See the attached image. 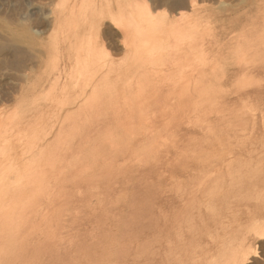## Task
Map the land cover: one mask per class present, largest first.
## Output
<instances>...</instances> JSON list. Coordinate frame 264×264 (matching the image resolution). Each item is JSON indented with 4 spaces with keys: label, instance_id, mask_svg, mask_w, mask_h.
I'll return each mask as SVG.
<instances>
[{
    "label": "rangeland",
    "instance_id": "rangeland-1",
    "mask_svg": "<svg viewBox=\"0 0 264 264\" xmlns=\"http://www.w3.org/2000/svg\"><path fill=\"white\" fill-rule=\"evenodd\" d=\"M0 264H264V0H0Z\"/></svg>",
    "mask_w": 264,
    "mask_h": 264
},
{
    "label": "bare ground",
    "instance_id": "bare-ground-1",
    "mask_svg": "<svg viewBox=\"0 0 264 264\" xmlns=\"http://www.w3.org/2000/svg\"><path fill=\"white\" fill-rule=\"evenodd\" d=\"M192 6V5H191ZM195 6V5H193ZM174 17V16H173ZM172 17V18H173ZM164 18L166 20H168V23L169 25L171 26L169 28L168 31H166L165 33V36L166 38L168 39H176L178 38L179 40H181L180 38H183L181 37L184 36V34L181 32V28L182 29H186L181 27L180 25L182 24V22H180L181 20L183 21L184 19H181V20H175L173 19L172 21H170V16H164ZM167 22V21H166ZM181 23V24H180ZM181 32V33H180ZM197 33V34H196ZM196 36H194L195 38H197L196 40H199L201 42L204 41V37H198V31L196 32ZM125 34H128L127 32ZM130 34V33H129ZM128 34V35H129ZM200 34V33H199ZM138 36H141V39L144 41L146 39H151V33L149 31H145V30H142V31H139V34ZM180 36V37H179ZM191 37V36H190ZM187 39V38H186ZM189 39V38H188ZM191 39V38H190ZM189 39V40H190ZM184 40V38H183ZM183 40H181L183 42ZM188 40V41H189ZM195 40V41H196ZM193 41V40H191ZM198 41V42H200ZM181 42V43H182ZM190 42V41H189ZM186 43V42H185ZM188 43V42H187ZM197 44V43H196ZM189 45V44H188ZM198 49V48H197ZM179 50V49H178ZM186 50V49H185ZM191 49L189 48V51ZM179 51H176L174 50V53H176L177 56H179L178 59H180V64L178 65V69L182 70V69H187L188 67L190 68L191 66H189V64L187 62H184V61H188L189 59H186L185 57H182V55L184 54V56H188V57H191V53H183V54H180V52L178 53ZM187 52V50H186ZM192 52V51H191ZM198 52V50H196V53ZM195 53V52H194ZM202 53V52H201ZM169 54V53H168ZM152 55V54H151ZM151 55H148L146 56V62L144 65V68L146 70L150 69V70H155L156 69V66L157 65H161L163 62H166L168 59L170 58H173L171 55V57L168 55V57H163V56H158L156 55V57H153L151 58L152 56ZM162 55V54H160ZM190 55V56H189ZM194 55H200V53L198 54H194ZM193 55V56H194ZM207 55V54H206ZM205 56V55H204ZM150 57V58H149ZM187 57V58H188ZM148 58V59H147ZM144 59V60H145ZM174 59V58H173ZM177 59V58H176ZM190 63V61H189ZM191 65V64H190ZM194 67V66H192ZM145 72V71H144ZM206 78V77H205ZM204 78V80H206ZM216 78V77H215ZM213 80V79H212ZM221 80V79H220ZM211 81V80H209ZM218 81V80H217ZM177 82V81H176ZM203 82V81H201ZM172 83V82H171ZM182 83V82H180ZM216 83V82H215ZM223 83V82H221ZM170 84V83H169ZM186 84V83H185ZM192 84V83H191ZM197 84V83H196ZM204 84V83H203ZM218 84V82H217ZM195 85V84H194ZM193 85V86H194ZM198 86H200V84H198ZM201 87V86H200ZM193 88V87H192ZM199 87L196 88V85H195V89H198ZM195 89H193L195 91ZM135 92L138 94L139 93V96L137 97V100L139 102L143 101L145 102V105H146V108L147 111L150 109L147 105H149L150 107H162V108H166L167 106H170L173 108H170L171 111L176 115H178L179 117V114H180V118L181 116H184L185 118L191 116V115H195V116H198V120L194 121L193 124L195 125V128L199 131H204L205 128L211 126V125H214L216 124V122H218L219 120L222 119V117L225 115V113L223 111H220V112H217V107L220 105L219 102L215 101L214 98H211L210 96L211 95H208L207 93H202V94H193L192 93V89L189 85H184L182 83V85H179L178 83L177 84H173L172 86H169L167 83H165L160 89L159 91H156V93L154 95H150V94H147V89L144 85H140V84H136V87L134 88ZM198 91V90H197ZM200 91V90H199ZM158 92L159 93H166L165 97L164 98H160V96L158 95ZM142 103V102H141ZM144 105V104H143ZM176 105V106H175ZM213 106H216V108L213 109ZM169 109V110H170ZM152 110V109H151ZM155 110V109H154ZM167 110H168V107H167ZM157 111V110H155ZM171 112V113H172ZM215 112V113H214ZM147 114V113H146ZM177 117V116H176ZM178 117L176 119H178ZM182 119V118H181ZM184 119V118H183ZM188 120V119H187ZM176 122V121H175ZM178 122V120H177ZM183 122V121H182ZM189 123H192V122H189ZM181 124V123H179ZM176 125V124H174ZM178 125V124H177ZM176 125V126H177ZM179 126V125H178ZM197 135V134H196ZM213 138V137H212ZM220 138V137H219ZM217 139V138H215ZM208 140V139H207ZM216 141V140H215ZM212 142V141H211ZM194 143V142H193ZM209 144V143H208ZM212 145V144H211ZM211 145L209 146L211 148ZM205 147V145H204ZM208 147V146H207ZM215 147V146H214ZM213 147V148H214ZM205 149V148H204ZM209 150V149H208ZM197 151V150H196ZM199 151V150H198Z\"/></svg>",
    "mask_w": 264,
    "mask_h": 264
}]
</instances>
